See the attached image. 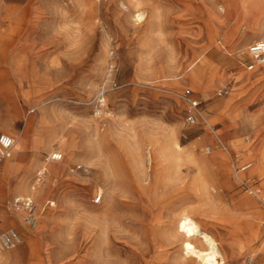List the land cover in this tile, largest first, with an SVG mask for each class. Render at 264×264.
I'll use <instances>...</instances> for the list:
<instances>
[{
    "label": "rangeland",
    "instance_id": "374dc122",
    "mask_svg": "<svg viewBox=\"0 0 264 264\" xmlns=\"http://www.w3.org/2000/svg\"><path fill=\"white\" fill-rule=\"evenodd\" d=\"M246 2L248 15L242 0H0V133L29 129L27 150L0 163V233L21 235L0 247V264H186L174 213L194 209L223 242L246 222L259 178L236 184L204 164L219 150L206 120L229 148L237 137L261 144L245 120L264 119V64L249 69V47L263 37V14H249L264 11V0ZM199 56L208 92L185 69ZM187 88L205 117L195 124L186 121ZM36 127L47 143L38 151L30 150ZM174 134L187 152L177 162ZM55 151L62 160L48 159ZM34 163L33 194L10 191ZM44 164L58 171L38 179ZM197 177L215 185L210 203L196 195ZM26 196L37 205L38 233L27 214H14L23 209L14 199ZM227 264H264V256Z\"/></svg>",
    "mask_w": 264,
    "mask_h": 264
},
{
    "label": "bare ground",
    "instance_id": "6f19581e",
    "mask_svg": "<svg viewBox=\"0 0 264 264\" xmlns=\"http://www.w3.org/2000/svg\"><path fill=\"white\" fill-rule=\"evenodd\" d=\"M242 2H243V5H242L243 11L245 12L246 15H248L246 11V7L249 5V3L246 2V0H242ZM263 12L264 11L257 13L256 11H252V13L249 14L255 17L262 16L263 14L262 16L263 22L261 23V25H259L263 28L262 40H264V13ZM142 17L143 15L141 13V14H138L137 18L141 19ZM201 62H203L202 56H199L196 59H194V61H192L190 64H188V66L185 69L186 71H189V70L191 71L189 76L193 78L194 80H196L198 88L204 92H208L209 87L205 82V79L203 76V73H204L203 69H201V67H198L199 63ZM173 84L174 86L180 88L183 82L176 81ZM172 92L174 94H177L178 91L177 89H173ZM222 105L223 103L221 102L217 104L216 106H214V108L218 109ZM33 111L35 110L34 109L30 110V112H33ZM27 120H29V118ZM245 121H249L252 124L254 128L253 131H255L254 138L261 140V144L259 146L257 145L255 147H251L249 144H246L244 142L243 138L237 137L235 141L232 142V146L229 148L221 140L219 133L217 134L216 132L213 131L212 125L210 124V122L206 120V122H208V125L210 126L208 128L207 135H209V137L217 141V144L219 145L218 146L219 150L213 152L211 156L204 162V164L218 165L219 168L221 169L222 179H224L226 176L230 177L231 179H234L236 184L245 183L249 186L250 182L253 183L252 181H254V178L256 177L259 178L260 186L253 187L252 185H250L251 194L248 195L247 199L244 202V205L247 208L249 207L248 209L246 208L247 212L245 214L247 220L245 223H242V222L237 223L235 227L232 228V232H231L232 234L229 237V239L223 242V241H220L218 238H215L214 236L211 235L207 227L208 221H206L205 219L197 220L195 218L197 214L195 213L194 209L192 208L184 209L185 207L184 206L183 207L184 210H180L179 212L174 213L173 220H171V223H172V227H174L175 229L174 232H179L183 234L184 236V239L182 242V245H183L182 247L184 250L183 261L186 264H227L230 258L236 261L239 259L240 256H243L245 258L247 257V255H253L257 258L260 257L261 255L264 256V234L262 233V229L259 228L260 226L258 224V222L264 223V209L262 210L253 209L252 210V208L256 204H259L260 202L264 204V138L263 139L260 138L264 132V128L262 125V123L264 122V119L262 120L261 118L257 116H251ZM238 124L239 122L236 123V125ZM240 129L242 128L240 127L235 128V132L237 133V135L238 133H240L241 131ZM26 131L24 132L20 129V131L11 130V132H9V134L12 135L15 141L14 148H13V154L17 150H26L28 148L27 146L28 141L26 137H28L27 133L29 129L27 132ZM44 134L45 133L40 131L37 127L35 128L34 138H33V144H34L33 150L34 151H38L42 147H47ZM173 137H174L172 140L173 143L171 144V156H172V159L177 162L187 152L184 150H181V146L179 145L176 139L177 136H175L174 134ZM208 151L209 153H211L210 148L208 149ZM259 151H262L263 155H261ZM8 161L9 159L7 160V163ZM36 166H38L36 163L32 164L29 167V170L27 171L26 174L22 175L19 178V180L10 183L9 190L13 192L14 191L15 192L16 191L17 192H22V191L28 192L29 191V193L33 194L34 192L33 188L29 189L28 187V182H29L28 178L30 177L28 176V174L32 173ZM107 166L109 170V167L111 165L110 166L107 165ZM12 167L6 165L5 169L11 170ZM14 168H16V166ZM46 168L49 170V173H54L58 171V167L56 165H52L49 167V164H44L43 168H40L38 170V174L43 173L44 172L43 169H46ZM16 170L18 169L16 168ZM206 180L205 178H202V177L201 178L197 177L195 179V184L197 186L196 195L199 196L200 199H206V201L210 203L216 198V195L214 194L212 189L214 190H217V189L214 184L213 186L210 183H208ZM102 190L103 192H101ZM98 192L100 194V200L102 199L103 196L105 197L107 196V193L105 192L103 187H100V189H98ZM39 194H40L39 191L34 193V195L36 196H38ZM241 204L243 203L241 202ZM16 210L17 211H15L14 214L16 217H18V219H22L23 214L20 213V211H23L25 216L27 214L26 210H23V209H19V210L16 209ZM40 226L41 225L39 223V225L37 224V226L35 227L34 230H36L35 231L36 233L40 231ZM254 227H256V229H254ZM34 241H35L34 236L30 237V243H32L31 246H34L36 244Z\"/></svg>",
    "mask_w": 264,
    "mask_h": 264
},
{
    "label": "built area",
    "instance_id": "2783aa9c",
    "mask_svg": "<svg viewBox=\"0 0 264 264\" xmlns=\"http://www.w3.org/2000/svg\"><path fill=\"white\" fill-rule=\"evenodd\" d=\"M249 52L253 58V63L249 66V69H253L257 65L264 64V40L254 42L249 47ZM182 97L189 105V110L186 114V121L189 124L198 123L200 120H204V113L201 106V101L194 97L193 91L189 88L183 91ZM14 138L6 133H0V163L11 157L14 148ZM63 154L60 152H54L52 155H49L48 159L50 160H61ZM40 173L39 178L41 179L42 175ZM100 200V198H99ZM14 205L17 208H23L27 211L26 222L30 227L35 228L38 224V213L37 205L30 196L26 197H17L14 199ZM21 242L20 233L12 228L0 233V247L2 249H10L15 247L18 243Z\"/></svg>",
    "mask_w": 264,
    "mask_h": 264
},
{
    "label": "crops",
    "instance_id": "0c3cea01",
    "mask_svg": "<svg viewBox=\"0 0 264 264\" xmlns=\"http://www.w3.org/2000/svg\"><path fill=\"white\" fill-rule=\"evenodd\" d=\"M3 129H4V131H5L6 128H3ZM7 130H8V131H11V130H13V129L9 128V129H7ZM13 131H15V130H13ZM9 135H10V134H9ZM10 136H12V135H10ZM26 150H27V149H26ZM30 150H33V149H30ZM7 166L12 167V165H7ZM43 171H47V170H46V169H45V170L43 169Z\"/></svg>",
    "mask_w": 264,
    "mask_h": 264
}]
</instances>
